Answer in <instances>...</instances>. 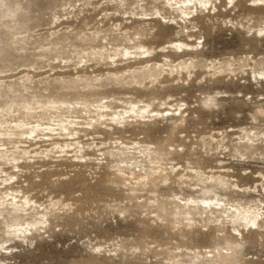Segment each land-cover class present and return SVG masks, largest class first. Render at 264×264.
Instances as JSON below:
<instances>
[{"label": "rangeland", "instance_id": "obj_1", "mask_svg": "<svg viewBox=\"0 0 264 264\" xmlns=\"http://www.w3.org/2000/svg\"><path fill=\"white\" fill-rule=\"evenodd\" d=\"M5 1L13 4L18 1L24 8L20 19H24L26 24L24 33L18 37L26 39L15 46L0 17V39L5 44V50L0 54V61L4 59L0 62V69L5 71L2 76L7 78L18 79L26 73L34 78L35 84L28 94L24 93L25 99L38 100L48 95L71 103L83 100L92 103L104 99L119 110L130 102L140 105L151 103L154 110L166 112L164 118L151 122L133 120L126 130L123 126L119 129L97 127L96 134L92 129H85L90 128V123L94 124V114L84 111L65 114L72 116L71 120L78 121L83 127L80 141L87 158L82 163L71 162L73 158H68L73 155L71 148L65 149L68 154H51L49 160H45L44 151L51 146L45 143H38L37 147L32 143L23 144L31 146V149L28 148L32 151L31 159L39 161L23 166L24 174L12 181L13 189L23 186L20 189L26 197L42 213H47L48 227L44 225V231L39 228L27 235L33 243L30 250L22 255L20 264H237L245 258L251 264H264V231L259 234L246 231L241 239L232 231V224L222 227L224 223L221 220L220 223L197 220L195 227L188 228L187 221L175 215L171 204L174 194L177 199H188L190 196L221 198L247 206L259 205L257 201L264 200L260 195L261 184L264 183V179L260 178L264 175L260 172V164L252 163L237 171L239 165L235 161H229L227 154L216 152L222 137L223 147L232 152L233 148L244 147L247 142L245 134L259 136L260 131H264V117H257L253 124L249 115L256 112L261 100H264V91H260L252 79L251 61L243 74L236 73L235 67L231 66L232 61L239 62L244 57H251L259 63V58L264 57V48L257 45L249 50V45L237 32L230 36L229 30L216 27L214 14L206 13V46L202 45L203 50L199 54L196 50L166 49L168 44L185 41L174 35L179 29L156 20L145 21L147 25H144L136 19L145 17L144 14L156 16V12L163 7L162 0ZM144 30H149L150 35L143 44L156 51L152 62L162 64L170 60L174 66L181 63L188 66L189 60H193L196 64L187 70L165 74L157 80L138 77L137 82L141 80L138 83L126 73L127 86L107 85L89 93L83 90L63 91L55 82L54 78L58 75H64L68 80L84 73L92 77H106L110 71L107 65L96 66L87 62V58L81 59L83 50L89 51L90 47H94L86 39L90 34L92 37L99 33L98 36H104L108 42L126 45L122 37ZM52 42H58L57 48L49 45ZM47 47L51 51L43 58L42 48ZM131 52L143 53L144 50ZM130 56H125L127 58L124 57L123 63H119L120 68L132 66L130 73L142 66L137 65L138 62L147 60L140 59L147 56L143 54ZM55 58L58 59L53 60ZM52 60L55 65L51 64ZM75 63L78 65L74 66ZM68 65L70 68L66 69ZM230 68L231 71L228 70ZM201 77L214 87L229 90L230 97L239 95L241 99H248L244 103H228L220 115L198 112L194 116L196 96L200 91L196 81ZM234 110L240 111L246 119L233 122L229 115ZM170 112H181L183 116L173 118L168 116ZM236 138L241 144H235ZM120 143L127 149L118 150L116 146ZM255 143L258 145L251 151L264 152V141L257 140ZM36 152L43 154L35 156ZM118 166L126 172L124 179L117 174ZM157 167L166 171L175 167L188 183L193 184L198 183L200 173L215 177L230 176L234 184L249 190L226 194L219 188L189 189L180 188L178 184L164 187L160 182H156V188L135 187V180L130 179L131 172L135 171L138 175L141 171L144 174L145 170L151 172ZM227 169H231L229 174L225 173ZM245 171L248 173L246 176L243 175ZM255 189L256 193H253ZM122 212L125 215H121ZM53 224L55 227H52ZM241 240L243 247L238 250L239 255L230 253L229 249ZM20 243L13 241L9 246L15 247ZM90 247L104 251L96 254L93 261L89 256ZM16 251L19 253L21 249L17 247Z\"/></svg>", "mask_w": 264, "mask_h": 264}, {"label": "bare ground", "instance_id": "obj_2", "mask_svg": "<svg viewBox=\"0 0 264 264\" xmlns=\"http://www.w3.org/2000/svg\"><path fill=\"white\" fill-rule=\"evenodd\" d=\"M176 2L179 3L180 0H176ZM162 6L163 7L156 12V16L152 15L151 17L150 16L148 17L146 14H144L145 17L136 18V19L141 20L142 24L144 25H147L145 21L156 20L158 23L162 24V22H165L168 23V25L172 27L175 26L176 29H179V26L183 25V21L179 18L180 11L166 6L163 0H162ZM23 10L24 8L22 7L21 3L18 1H16L14 4L8 3L5 0L0 2V17L1 20L3 21L4 29L8 34L12 35V39L14 41L15 46L24 42V40L26 39L25 37L22 38L18 37L20 36V34L24 33L22 31L24 30V25L26 24L24 19H20L22 18L20 12H22ZM161 11L162 13L164 12V14H162ZM157 13L159 15H157ZM209 14L211 15L213 13H209ZM133 18H135V16ZM168 18L170 19V21H167ZM177 32L178 31H175L174 33L175 36H177ZM98 35L100 34L96 33L94 34V36L91 37L90 34L89 38H86L88 39L87 41H89L88 43H90L91 46L94 45V47H90L89 51L83 50L82 55L84 54L85 56L83 55L81 59L87 58V62H92L96 66H99L100 64L107 65L110 71H108L105 78L97 77V76L92 77L91 75H87L84 73V74H76V76H72L70 77V80H68L66 76L58 75L56 78H54V80L57 84H59L60 88L63 91L83 90L84 92L89 93L92 91L96 92L100 88L107 85L124 87L128 85L126 81L127 78L126 73H129L128 76L133 78L132 80H135L133 82H137L138 77L157 80L159 77H162L165 74L167 75L173 74L175 70L178 72L179 69L180 70L188 69V66L186 64L181 63L178 66H174V64L169 62L170 60L169 61L165 60L164 63L162 64L157 62H152L153 60H155L153 58L154 55L156 54V51L154 48H147L143 44V41H145L147 37L150 35L149 30L136 32L132 36L126 35L122 37V35L121 36L118 35L119 37H122L123 39L122 41H124L126 45H122L118 43L115 44L113 43V41H111V39H110L111 42H108L104 36L100 38ZM51 36L53 37V35ZM55 37L57 39V35ZM83 41L86 43V40ZM114 41H116V38H114ZM185 42L186 41L179 40L178 42L173 44L179 45ZM49 45L50 46L54 45V47L57 48V45L59 44L58 42H54V43L52 42L49 43ZM162 49L164 50L165 47H163ZM180 49H182L183 52L194 51L191 48H187V49L180 48ZM4 50H5V44L3 40L0 39V54H3ZM131 50H137V51L144 50V52L143 53L131 52ZM50 51H51L50 47L42 48V55H44L43 58H46V56L48 55L47 53ZM145 52L148 53L147 56L145 58H140V59H147V60L137 63V65H142L140 68L135 69L130 73L129 70L132 68V66H127L125 68L119 67L120 66L119 63L120 62L123 63L125 56L127 55L138 56L142 54L145 55L144 54ZM56 59L58 58H55L53 60ZM135 59L136 58H134V60ZM53 60L51 64L55 65L53 63ZM0 62H4V59L1 60ZM71 62L72 61H70V63ZM76 63L74 66L78 65ZM231 66L229 65V67ZM65 68L68 69L70 68V66L69 65L65 66ZM34 71H35V67H34ZM52 71L54 70L52 69ZM4 72L5 71L3 69H0V73L4 74ZM53 74L55 75L56 72H53ZM0 81H3V83L0 84V202L7 200L9 201L10 204L14 203L17 206L19 210L15 211L12 217L16 221V223L9 224V227L18 233H25L26 237L29 233L31 234L33 230H38L39 228H43L45 222L46 223L48 222V219H47V213H42L40 211V208L36 207L35 203L33 204L28 196L26 197L24 191L20 189L23 188V186L19 187V189H13L12 181L14 179H18L19 176H23L25 169L23 166L29 165L30 163H36V161H39V160L31 159L32 157L30 155L32 154V151L28 150V148L31 149V146L27 147L24 146L23 144L32 143L37 147L38 143H45L48 146H51L50 149H46L44 151V154L46 153L45 160H49L51 154L53 155L57 153L68 154V151H66L65 149L71 148L72 150L70 152H73V155L69 156L68 158L70 157L73 158L71 162L82 163L83 160H86L87 158L86 155L83 154L84 145L80 141L81 129H83V127L80 126L78 121H72L71 120L72 116H67L65 114H72V113H76L77 111L80 112L84 111L86 114H94L93 116L94 124L90 123L89 124L90 128H85V129L86 130L92 129L94 131V134H96L97 132L95 130L97 129V127L100 128L101 126H105L104 129H110L113 127L114 129H119L120 127L123 126L126 130V127L130 125L133 122V120L143 123L151 122L152 120L155 121L157 119L164 118V114L166 113V112H159L154 110L153 104L151 103L140 105V103L130 102L128 106H125L122 108V110H119L118 107L114 109L112 107V104L109 103L108 101L104 102V99L92 103H90L87 100L71 103L65 100H58L52 98L48 95L47 97L41 96V99L38 100L34 99L32 101H29L25 99L26 97L24 93L28 94L29 90L35 84L34 78L31 77L29 73H26L23 77H20L18 79L7 78L6 76L0 75ZM176 113L177 112H173L171 114L167 113V114L168 116H171L173 118L175 117L182 118L183 114L181 112L179 114ZM45 120H47V123H44ZM244 144H245L244 147H248L250 149H256L258 145L256 143H253L252 145H248L247 142ZM8 145L10 146L13 145V147L9 148ZM137 145L138 147L141 148L140 143H137ZM116 148H118V150H123L124 148L127 149V146L124 145L123 143H120L119 146H116ZM147 150H149V148H147ZM37 154H43V153L36 152L35 156ZM39 158H43V157H39ZM178 170L179 169L173 167L169 171H166V169L163 170L161 167H157L152 169L151 172L145 170L144 174H142L140 171L138 175H136V172L134 171L130 173L131 176L130 179L135 180V185H136L135 187L138 186L141 188H148L150 186L156 188L158 186L156 182H160L161 185L164 187L172 184H178L179 185L178 187L180 188H189V189L219 188L226 194L228 192H238V193L248 192L249 190L245 188L241 189L242 187H240L237 184H235L234 188L225 189L221 187V185L225 183L226 177H222V176L215 177L214 175L207 176L204 173L198 174L199 176L198 183L195 184L188 183L183 173H179ZM225 173L229 174L230 172L225 171ZM117 174L122 179H124L126 176L125 170L122 169V167L120 166H118L117 168ZM247 174H248L247 171H245L243 175L246 176ZM174 177L175 179H173ZM261 177L264 179V175L260 176V178ZM227 178L232 181L230 176H228ZM131 184L133 185V183ZM255 191L256 189L253 191V193H256ZM261 191H260L261 192L260 195L264 199L263 182L261 184ZM173 196H174L173 203L171 204L175 208L174 211L175 215L179 216L181 219L185 221H187L188 219H193L195 221L200 220L205 222H210L212 220L214 221L221 220L222 223H224V221L228 220L229 217H238V219L236 220L237 223L246 224L245 228L237 229V231L240 233L239 236L235 234L237 237L241 239H243L244 237L243 233L246 231H254L257 232L258 234L264 231V200H258L257 202L259 203V205L256 204L254 206H247L239 202L238 204L232 203L229 199L226 200H223L221 198L199 199L191 196L188 199L187 198L179 199V197L177 199L175 197V194ZM5 208H7L8 212L13 211V209L9 205H5ZM0 212H4V209L0 208ZM4 215L5 218H7V213H4ZM253 224H255L256 227H252Z\"/></svg>", "mask_w": 264, "mask_h": 264}, {"label": "clouds", "instance_id": "obj_3", "mask_svg": "<svg viewBox=\"0 0 264 264\" xmlns=\"http://www.w3.org/2000/svg\"><path fill=\"white\" fill-rule=\"evenodd\" d=\"M166 6L171 7L175 10L180 11V19L183 21V25L179 26L177 36L181 40L186 42L183 44H168L166 49H173L179 51L180 48H191L197 51L199 54L202 51V45H205V35H206V13H213V21L217 28H223L228 31L231 36L233 32H237L242 39L249 45V50H253L254 46H260L264 48V0H180L179 3L176 0H163ZM227 17V18H224ZM174 23V21H173ZM199 37V39H197ZM175 45V46H174ZM255 54V53H254ZM249 61H251V71L252 79L256 83V86L260 91H264V57L259 58V63L255 60H251V57H244L239 62L232 61L231 64L236 69V73L243 74L246 69L249 68ZM196 64L195 61L189 60L188 67L192 68ZM231 71V68L228 69ZM3 75V73H0ZM3 81H0L2 84ZM196 83L200 85V91L196 96V103L194 105V116L198 112H206L210 115H220L228 103H235L239 101L244 103L246 99H241L239 95L229 96V90H223L218 87L212 86L209 82H206L202 77L197 80ZM252 118V123L255 124L257 117H264V100H261L260 107L257 108L256 112L249 113ZM229 118L233 122H243L245 117L238 110H234ZM249 136L252 138L249 139ZM244 140L247 141L248 145H252L257 140L264 141V131H260L259 136L253 133H247L244 135ZM235 144H241L239 138H236ZM224 138L222 137L219 141V146L216 152L220 155L227 154L229 161H235L239 167H247L252 163L260 164V172H264V152L254 153L248 147L233 148L232 152H229L228 148L223 147ZM232 147V145H229ZM226 171H231L227 169ZM259 174V173H258ZM225 189L234 188L235 184L225 178V183L221 185ZM5 205H9L13 211L8 212ZM0 208L4 209V212H0V264H20V259L23 254L30 250V246L33 243L28 239L25 233H18L9 227V224L16 223L12 218L13 213L18 211L17 206L9 201L4 200L0 202ZM63 209H61L62 211ZM4 213H7V218H5ZM125 215V213H121ZM238 217H229L228 220L224 221L223 226L228 223H232V231L236 232L237 236L240 233L237 229H243L246 224H239L236 222ZM220 223V221H215ZM196 221L193 219H188L186 226L188 228H193L196 226ZM48 227L45 222V228ZM52 227H55L53 224ZM63 227V225H61ZM44 228H40V231H44ZM7 238V239H5ZM13 241H20L19 245L15 247H10L9 245ZM83 243V241H82ZM17 247L21 249L18 253L16 251ZM243 247V241L233 245L229 252L234 255H239L240 249ZM104 249L90 247L89 256L96 259V254L102 253ZM237 264H251V261L245 258L242 261L237 262Z\"/></svg>", "mask_w": 264, "mask_h": 264}, {"label": "snow or ice", "instance_id": "obj_4", "mask_svg": "<svg viewBox=\"0 0 264 264\" xmlns=\"http://www.w3.org/2000/svg\"><path fill=\"white\" fill-rule=\"evenodd\" d=\"M157 15H159V14L157 13ZM174 46H175V45H174ZM141 51H143V50H141ZM144 54L147 55L148 53L145 52ZM252 227H256V225L253 224Z\"/></svg>", "mask_w": 264, "mask_h": 264}]
</instances>
